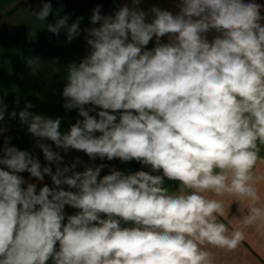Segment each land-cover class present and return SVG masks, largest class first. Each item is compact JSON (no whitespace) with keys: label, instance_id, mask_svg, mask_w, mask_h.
<instances>
[{"label":"clouds","instance_id":"1","mask_svg":"<svg viewBox=\"0 0 264 264\" xmlns=\"http://www.w3.org/2000/svg\"><path fill=\"white\" fill-rule=\"evenodd\" d=\"M143 2L114 15L97 6L83 29L69 15L46 25L67 42L83 33L89 48L64 76L63 107L80 117L69 130L31 103L9 113L0 99V264H216L212 250L245 240L222 222V197L264 234V3L172 0L174 13ZM51 12L43 2L31 15ZM6 114L36 138L44 164L4 135ZM60 150L141 170L65 162Z\"/></svg>","mask_w":264,"mask_h":264},{"label":"crops","instance_id":"2","mask_svg":"<svg viewBox=\"0 0 264 264\" xmlns=\"http://www.w3.org/2000/svg\"><path fill=\"white\" fill-rule=\"evenodd\" d=\"M43 2L52 4V12L45 21H37L31 12L33 9L39 11ZM257 2L264 3V0ZM124 3L131 6L130 0H0V99L8 106V112L15 109L19 113L26 104L31 103L33 107L29 111L53 119L60 117L61 132L69 130L80 117L77 110H65L63 107L62 90L66 83L64 76L68 64L78 63L87 55L89 48L83 33L67 42L66 31L61 30L56 35L49 32L46 25L54 24L59 16L69 15V24L77 17H82L80 28L91 27L90 17L94 8L99 6L101 15H114ZM152 6L174 13L178 10L172 0H144L140 8L147 11ZM211 35L209 34V38ZM153 46L154 41L148 45L149 48ZM29 59H35L38 63L30 66ZM5 121L8 131L4 135L12 138L11 144L21 150L33 152L44 164L42 151L33 147L36 138L27 132L26 126L20 124L18 115L15 119H10L6 114ZM2 143L3 139L0 138V144ZM53 148L56 150L54 145ZM60 151L65 162H71L77 156L88 164L111 162L99 159L90 161L84 153L76 150L68 153ZM260 156L264 161V146L260 148ZM115 161L120 163L121 170H141V165L134 161L127 164ZM77 170L82 171L83 166H78ZM257 174L264 176V162L258 163ZM22 175L26 179L29 177L28 173ZM32 182L41 186L34 178ZM44 182L51 184L49 177H45ZM164 186L170 192H176L179 188L178 182L167 180ZM258 187L264 196V179L259 182ZM221 199L225 204L222 222L230 229L243 228L245 240L234 252L212 250L215 252L216 264H264V234L257 232L255 227L243 226V216L237 211L241 206L240 201L235 197Z\"/></svg>","mask_w":264,"mask_h":264},{"label":"rangeland","instance_id":"3","mask_svg":"<svg viewBox=\"0 0 264 264\" xmlns=\"http://www.w3.org/2000/svg\"><path fill=\"white\" fill-rule=\"evenodd\" d=\"M115 163H117L118 165L120 164L119 162H117V161H115V160H113V161H111V162H108V163H105V164H108L109 166H115V167H117L118 169H121L122 167L119 165H115ZM67 210V212L68 213H70V212H72L73 213V209H71V208H68V209H66Z\"/></svg>","mask_w":264,"mask_h":264},{"label":"built area","instance_id":"4","mask_svg":"<svg viewBox=\"0 0 264 264\" xmlns=\"http://www.w3.org/2000/svg\"><path fill=\"white\" fill-rule=\"evenodd\" d=\"M115 165H118V164H117V163H115ZM118 166H119V165H118ZM107 172H108V169H107V168H105V169L102 171L101 175L107 174Z\"/></svg>","mask_w":264,"mask_h":264},{"label":"trees","instance_id":"5","mask_svg":"<svg viewBox=\"0 0 264 264\" xmlns=\"http://www.w3.org/2000/svg\"><path fill=\"white\" fill-rule=\"evenodd\" d=\"M135 162V161H134ZM135 164H138L137 162H135ZM69 214H72V212H70Z\"/></svg>","mask_w":264,"mask_h":264}]
</instances>
